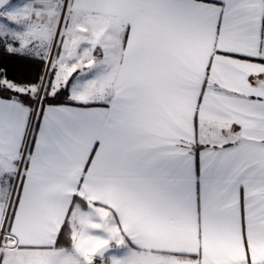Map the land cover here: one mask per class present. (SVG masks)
Segmentation results:
<instances>
[{"label":"snow or ice","instance_id":"6c2138e0","mask_svg":"<svg viewBox=\"0 0 264 264\" xmlns=\"http://www.w3.org/2000/svg\"><path fill=\"white\" fill-rule=\"evenodd\" d=\"M0 264H264V0H0Z\"/></svg>","mask_w":264,"mask_h":264},{"label":"trees","instance_id":"16d2710c","mask_svg":"<svg viewBox=\"0 0 264 264\" xmlns=\"http://www.w3.org/2000/svg\"><path fill=\"white\" fill-rule=\"evenodd\" d=\"M0 67L8 70L10 76H15L25 82H35L45 75V67L39 61L28 57H11L0 52Z\"/></svg>","mask_w":264,"mask_h":264},{"label":"rangeland","instance_id":"374dc122","mask_svg":"<svg viewBox=\"0 0 264 264\" xmlns=\"http://www.w3.org/2000/svg\"><path fill=\"white\" fill-rule=\"evenodd\" d=\"M13 2L15 3V2H20V0H13Z\"/></svg>","mask_w":264,"mask_h":264}]
</instances>
